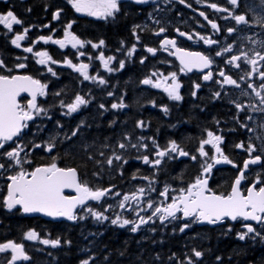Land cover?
Wrapping results in <instances>:
<instances>
[{
  "label": "snow or ice",
  "instance_id": "6c2138e0",
  "mask_svg": "<svg viewBox=\"0 0 264 264\" xmlns=\"http://www.w3.org/2000/svg\"><path fill=\"white\" fill-rule=\"evenodd\" d=\"M149 0H134L136 4H145ZM181 4H185L186 0H179ZM67 3L71 5L72 9L76 13L95 17L98 19L115 20L117 15L121 12L122 0H67ZM227 3L231 6L238 7V0H227ZM191 7V5H188ZM208 7L217 11L228 13L223 19H232L235 25H244L247 28L259 27L264 29V14L255 16L253 20H249L246 14H235V7L231 10L228 7H220L217 3H210ZM264 13V0H258L256 5ZM31 11V8L28 9ZM62 8H58L52 14L53 20H60ZM200 15L211 25V28L215 33L221 31L220 25L212 20L208 19V16L204 12H200ZM75 21L68 22L64 28L63 38L54 39L52 35H41L32 44V46L23 47V51L26 53H33L38 57L37 63L42 66H48L51 64L61 63L56 61L45 50H38L34 52L35 43L43 42L48 44L49 42L59 45L61 49L68 47L69 45L73 49L78 50V55L83 57L86 55L84 51H79L85 47L86 44L91 45L94 49H101L105 45L103 39L97 43L92 41H85L78 37L71 31ZM157 23H159L157 21ZM0 25H2L9 33H12L10 43L16 48H21L22 41L28 37L30 31L29 27H23V21L9 9L4 13H0ZM14 25H20L21 31L15 32ZM44 27L50 28L51 25H44ZM140 28L136 25L132 32L137 43L140 42L141 37L137 34L136 29ZM166 31L161 27L155 35L160 36ZM180 36H186L187 39H193V36L176 30ZM228 34H233L238 31L237 27H228L225 30ZM199 39L203 41L205 45H217L218 40L211 37H205L199 35ZM256 35H259L257 33ZM244 40L251 42L252 44H258L261 50L255 48L251 49V55L249 51H244L243 48L239 49L238 53L235 48V42L227 43L223 46L222 50L215 51L214 56H210L200 51H189L182 47L177 46V41L174 38L164 37L160 43V48L165 52H169L170 55L175 56L180 63L179 71L181 73H188L196 69L203 74L202 79L204 81L213 80L212 66L214 64L215 57H224L225 67L231 66L235 69L243 72V75L239 77L240 80H244L247 84V88L251 89L255 96L258 98L259 103L255 105H243L233 101L235 107L243 112L246 107H249L254 112H264V39H253L251 36H244ZM125 50L124 42L121 41V47L117 51ZM137 50V45L133 44L125 51L126 58H131ZM146 51L152 55H156L157 48L147 47ZM230 54V55H226ZM92 59L91 56L88 57ZM102 62L103 69L108 73L114 71H121L125 68V60H117L115 55L105 56L103 51H100L96 57ZM17 59H20L19 57ZM23 59H27L24 57ZM147 57H142L140 63L143 64ZM116 63V67L110 65ZM68 67L79 73L84 81L97 82L100 85H106L107 81L99 76V74L90 75L89 63H74L72 59H66L62 62ZM241 64L250 66V68H241ZM27 65L25 63H18L15 65L18 69H23ZM0 69H6V74H0V172H12V174L6 176L8 181L6 185V194L0 199L2 204L8 211L13 209H19L22 213H43L49 217H62L69 221L83 220L91 216L97 222H110L112 225H116L120 228L127 226L130 227L132 233H136L141 230L142 226L149 224H156L157 221L161 225L172 223L176 220L187 221L179 227L181 233L189 229L193 224L207 223L210 225L227 224L226 232H232V223L239 222L240 230L236 232V238L240 241H251L253 243L259 241L264 243V178L261 175H257L253 182L246 183L248 181V173L251 170V166L260 165L264 168V135L257 136L256 139L260 141L259 145L251 142L252 138H249L247 146L244 142L236 145L237 148L243 149L248 158L243 161L242 167L237 165L226 155L221 148L223 143V137L214 133L211 130H206V137L201 138L198 141L196 153L193 154L186 151L181 145L175 141H169L163 148L160 147L155 138H145L143 136L137 138L136 143L131 142V137L127 135L124 137V141L118 142L115 147L110 145H103L104 148L112 147V155L105 156L104 151H99V156L104 157L103 160L95 158L89 154L87 159L93 164L100 166V171L94 172L93 175L99 177L103 171V166H112L114 161L127 164L128 160L124 157L122 152H117V149L124 150L136 149L138 152L141 148L147 149L148 144L145 143V139H151L153 145L152 157L148 154L138 157L145 165H149L154 170L164 162V159H175L178 157H188L192 161H197L198 156L203 158L199 164L200 173L194 177V179L184 187L173 189L168 185H165L161 191H157L155 171L152 177L143 176L140 177L148 181L147 185L139 186L129 193L122 195V198L117 201L115 205L107 204L101 205L103 210H99L94 204L90 202L104 201L109 197H120L119 191L113 192L115 185L109 187H94L89 185L86 181H82L80 172L76 167H60L55 162L36 166L31 171L25 168V164H31V161L22 158L29 155V144L25 142V130L29 127V122L34 121L37 117L43 116L47 119H51L49 110L43 106L38 105L37 97H44L47 95L46 89L48 85L42 83L39 79L33 78L31 75H12V69L8 68L3 59H0ZM208 69L207 72L204 70ZM47 72L56 76V72L53 71L51 66L47 67ZM222 80H217L216 83L220 84L223 88L224 85L235 86L241 88V84L237 79H234L232 75L226 74L225 70L220 69L217 73ZM258 77L261 83L257 87L254 83H248L245 79H251L252 77ZM156 77V79H153ZM144 85H150L156 89H163L167 93L168 97L173 101H181L183 99L180 90L182 84L179 82L176 72H171L168 75L163 73L152 72L150 76L141 81ZM194 91L192 96H196V90H199L201 85L195 83L193 85ZM22 93H28L31 99L26 104L22 105L18 97ZM56 96H60L59 92L55 93ZM109 96L114 95L113 92H108ZM242 95H250L246 90L242 92ZM216 98L221 96V92L214 93ZM91 103V99L86 98L85 95L76 94L73 99L65 102L61 99L59 101L60 107L66 109L64 115H72L77 113L82 107H87ZM153 106L155 103L153 102ZM111 109H123L126 105L121 101L119 103H112ZM100 109H105L104 104L99 105ZM165 113L168 112V108L165 106L162 109ZM247 120H252L251 115L246 116ZM115 123V122H113ZM219 123V121H217ZM57 126L62 128L63 125L57 122ZM84 126V122L78 125L70 133H65V139L71 141L73 137H77ZM146 126L145 121H137V127L144 128ZM242 128L254 131L249 128L245 123H241ZM264 128V124L259 125ZM205 146H210L206 150ZM51 153L57 147L55 139L47 142L46 145L31 143V148H41ZM87 151L91 145H82ZM210 151L213 154L210 156ZM255 154V155H254ZM229 164L238 169L237 175L232 180L230 190L226 192H218L209 187V180L211 179V172L215 165ZM7 165V166H6ZM123 173L121 172V175ZM137 179L136 176L132 177ZM258 185H260L258 187ZM66 190H72L75 194H66ZM170 192H175L176 195H171ZM152 193H156L157 196L163 197V200L157 201ZM118 208L119 211L115 212L114 216H110L107 213L113 209ZM80 210V211H78ZM151 210V211H149ZM125 213L131 214L133 218H127ZM155 231V229H151ZM175 231V230H174ZM28 241L40 240L43 245H50L51 247L61 246V239H41L39 234L35 230H29L25 236ZM68 245L71 241H65ZM0 253H9L5 258V264H18L21 261H30L31 257L25 250L23 243H17L9 240L7 242L0 243ZM123 255V253H121ZM205 253L197 248L191 249V254L186 255L185 259H181L176 253H173L169 260H175L176 264H199L203 260ZM94 256H90L81 260L80 264H94ZM107 259V257H105ZM216 259L220 261L222 258L217 256Z\"/></svg>",
  "mask_w": 264,
  "mask_h": 264
},
{
  "label": "trees",
  "instance_id": "16d2710c",
  "mask_svg": "<svg viewBox=\"0 0 264 264\" xmlns=\"http://www.w3.org/2000/svg\"><path fill=\"white\" fill-rule=\"evenodd\" d=\"M43 1L46 0H36V3L39 6ZM6 36L7 33L3 34L0 31V56H4L3 60L12 58L9 37ZM110 38L118 45H121V41L124 44L127 43L131 38L128 24L115 27L110 33ZM2 45L4 46L2 47ZM142 68L137 67L135 69L141 70ZM22 73L30 74L48 85L47 95L40 99L39 105L47 108L51 116L50 120L43 116L37 117L25 130L24 140L29 144L27 159L31 161L30 169L49 164L55 158V162L60 167H76L80 172L81 180L86 181L91 186L109 187L115 185L113 192L119 191L121 196L139 186L147 185L148 181L140 177H152L154 171L157 191H161L165 185L173 189L184 187L197 176L198 170L192 165L190 159L181 161L164 159V162L156 170L145 165L138 157L144 154L149 156L152 154L151 139L144 141L148 144L146 150L141 148L138 152L136 149H132L130 152L129 148L127 155V151L117 149V152H122L123 155L127 156L128 163L122 164V162L114 161L112 166H103V171L99 177L93 175L94 172L100 171V166L89 161L87 156L91 154L95 158L103 160L104 157L99 156V151H104L105 156L112 155V147H115L118 142H127L124 141L126 135L131 137L132 143H136L137 138L141 136L155 138L158 142L165 123L164 128H166L167 137L170 138V141H178L176 136L180 133L182 145L179 144L181 147L189 149L190 143L195 141L190 129H193L194 123L203 122L200 119L195 120V115L187 104L180 107L172 105V110L166 115L165 120L158 111L146 113L134 111L131 114L128 111L110 112L100 109L101 103L105 105V108H110L112 103L122 101L126 106L138 109L139 107H148L153 102L151 98L137 96L135 86L138 79L132 77V80H129L126 77L128 75L127 68L124 72L119 73L115 81L110 78L106 85H101L96 89L86 88L92 90V93L86 94L91 99V103L72 115L62 114L66 112V109L60 107L59 101L63 99L68 102L76 94L81 95L82 83L80 81L68 77L63 72L57 74L58 78L56 76L54 78L44 77V79L40 75L34 74L32 69H26ZM0 74H6V70L0 69ZM112 85L116 87L118 94L110 97L108 92H110ZM130 86L133 89L132 98L128 91ZM57 92L61 95L56 96L55 93ZM176 108H180V110L175 111ZM140 120L148 122L146 129L136 126L137 121ZM81 121L84 122V126L78 136L73 137L71 141L65 139L64 134L70 133L71 130L81 124ZM57 122L63 127H58ZM180 124L183 126L178 127ZM52 139H55L57 147L51 153H47L43 147L31 148V143L46 145ZM105 144L112 147H102ZM82 145H91L92 147L85 151ZM159 145L162 148L161 144ZM151 158L153 157L150 156ZM133 176H136L137 179H133ZM226 183L227 180L221 187L217 185H212V187L221 189L226 186ZM0 186L2 189L0 199H2L6 185L0 183ZM171 195H176V193L171 192ZM152 196L157 201L163 200V197L157 196L156 193H152ZM120 199V197H116V201ZM106 201L108 199L94 205L99 210H103L101 205H106ZM118 211V208L114 209V213ZM181 225L176 222L161 225L157 221L156 224L142 226L141 230L132 233L130 231L131 226L120 228L107 221L97 222L91 217L73 223H45L38 219L25 218L19 211H5L4 206L0 204V243L9 240L23 243L26 252L31 257L27 264H80L81 260L90 256L96 258L94 264H176V261L169 260V257L176 253L181 259H185L186 255L191 254L193 247L203 251L206 256L211 254L212 261H217L216 257L219 256L224 261L227 257L232 258V264H264V256L255 258L250 249L244 248L237 242L234 246L227 245V243H220L218 246L220 241L214 237L222 236L221 232L215 233L212 230L205 231L196 226H191L181 233L179 231ZM153 228L155 231L151 230ZM29 230H35L41 239L60 238L61 246L53 248L50 245H43L40 240L28 241L24 235ZM193 235L201 236V239L194 240L191 237ZM208 235L211 236L207 237ZM178 236H183V238ZM68 240L71 241L70 245L65 243ZM5 258V255L0 253V264L5 261Z\"/></svg>",
  "mask_w": 264,
  "mask_h": 264
},
{
  "label": "flooded vegetation",
  "instance_id": "af4514ba",
  "mask_svg": "<svg viewBox=\"0 0 264 264\" xmlns=\"http://www.w3.org/2000/svg\"><path fill=\"white\" fill-rule=\"evenodd\" d=\"M210 3H217L218 6L228 7L230 10L235 7V14H246L250 21L253 20L255 16L264 14L261 13V10L258 7H256L258 0H238V7L229 5L227 3V0H186L185 4H181L179 0H149V2L145 4H136L134 3V0H122L121 12L117 15V18L115 20H112L111 18L109 20H103L76 13L74 9H72L71 5L67 3V0H46L43 1L39 6L36 3V0H0V13H4L7 10L11 9L14 14L23 21V27L30 28L28 37L25 39V41L21 42L22 47L16 48L10 43L11 38H13L12 33H9L2 25H0V31H2L3 34L7 33L6 37H9L10 49L12 51V58L6 59L4 60V62L7 67H10L12 69V75H26L22 72H24V70L26 69H32L34 74H38L42 79H44V77L54 78L58 73L63 72L68 77L82 83L81 95H85L86 98H88L86 95L87 93H92V90H87L86 88L96 89V87H100L101 85L91 80L84 81L83 77L79 73L75 72L66 64L62 63L64 60L72 59L74 63H89L90 75H95L98 73L99 76L103 77L106 81H108L110 78L114 81L117 80L119 73L124 72L127 68L128 75L126 74V77L129 80H132V77L138 79L135 86L137 96L151 98L155 103V106H153L152 102L148 107L144 106L139 107L138 109H133L132 107L126 106L123 109H111V107L105 108V111H128L131 114H133L134 111H141V113H146L148 111H158V113H161L163 115V118L165 120L166 115L172 110V105L180 107L184 104H187L191 112L195 115V120L197 121L200 119L203 122H196L193 124V129H190V132L194 135L195 141L193 143H190L189 149H186L185 147L183 148L190 153L197 154L195 150L198 146V141L201 138L206 137V130H211L223 137L221 148L223 149L224 153L228 155L235 164L242 167L243 161L247 159L248 156L243 149L237 148L236 145L244 142L245 146H247L250 137L252 138L251 142L259 145L260 141L257 140L256 137L264 135V128L259 127V125L264 124V112H254L249 107H246L245 111L241 112L235 107V104L233 103V101L243 105H255L259 103V100L255 96V93H253L251 89L247 88V84L244 80L239 79V77L243 75V72L231 66L225 67L224 57H215L214 64L211 69L213 71V80L204 81L202 79L204 73L196 69H193V71L188 73H181L179 71L180 63L178 62L177 58L170 55L169 52H165L162 48H160L162 39L164 37H167L170 39H176L177 46L179 47H182L189 51L204 52L205 54H208L210 56H214L216 50H222L225 44L233 42H235L237 53L241 48H243L244 51H249L250 55V50L253 48L261 50L258 44H252L251 42L244 40L243 37L247 35L253 37V39L256 40L264 39V29H261L259 27L247 28L244 25H235V22L232 19L225 20L222 18L224 16H227L228 13L217 12L211 9L210 7H208V4ZM188 5H191V7H188ZM29 8H31L30 12L28 11ZM58 8L63 9L61 18L60 20H53L52 14ZM200 12H204L208 16L209 20L218 23L220 25L221 31L219 33H215L211 28V25L208 24L204 17L200 15ZM70 21H75L71 31L78 37L85 40L86 42L92 41L93 43H97L99 40L103 39L105 41V45L101 49H94L91 47V45L86 44L84 48L79 49V51H84L86 55L80 57L78 55V50L73 49L70 45L64 49H61L59 45L53 44L51 42H49L48 44H44L42 41L39 43H35L34 52L38 50L48 51V53L53 57L54 60L61 62L58 64L50 63L48 65L51 66L53 68V71L56 72V76H53L51 73L47 72L48 66L39 65L37 63L38 57H36L33 53L24 52L23 47L32 46V44L41 35H52L54 39H62L63 32L65 30L64 26ZM157 21L159 23H157ZM48 24L51 25L50 28L44 27V25ZM126 24H128V30L130 32L131 38L127 43L124 44L125 50H121L118 52L117 49L120 48L121 45H118L110 38V33L118 25L124 26ZM136 25L140 26V28L136 29L137 34L141 37L139 43H137V41L135 40L132 32L133 28ZM21 27L22 26L20 25H14V31L20 32ZM161 27L165 28L166 31L160 36L155 35V33L158 32ZM228 27H237L238 31L233 34H228L225 31ZM177 29H179L180 32L192 35L193 39L189 40L186 36H180L176 31ZM257 33H259V35H256ZM197 34L218 40L219 44L212 46L205 45L203 41L199 39V36ZM133 44L137 45V50L131 58H126L125 51ZM147 47L157 48L156 55L148 53L146 51ZM100 51H103L106 57L115 55L117 57V60L124 59L125 68L121 71L108 73L103 69L102 62H100L96 58ZM89 56L92 57L91 60H89ZM3 57L4 56H0V59H3ZM18 57L20 59H17ZM24 57H27V59H23ZM142 57H147L143 64L140 63V59ZM18 63H25L27 66L23 69H18L15 67V65ZM110 66L115 68L116 63L113 62V64ZM137 67L143 68L141 70L135 69ZM241 68H250V66L241 64ZM220 69L225 70L226 74L232 75L234 79H237L241 84V88H236L235 86L229 85H224L222 88L220 84L216 83L217 80H222V78L217 75ZM204 71L207 72L208 69H205ZM152 72H157L158 74L163 73L165 76L170 74L171 72H176L179 82L182 84L180 93L183 99L181 101H173L168 97L167 93H165L162 88L156 89L150 85L142 84L141 81L150 76ZM153 79H156V77H153ZM245 79L248 83H254L257 87L261 83L259 78L256 76L252 77L251 79H248L246 77ZM195 83H199L201 87L199 90H196V96L194 97L191 93L195 90L193 87ZM245 90L249 92L250 95H242V92ZM47 91L48 87L46 89V92ZM117 91L118 90L116 89V87L112 85L110 88V92H113L114 95H116L118 94ZM128 91L132 98V86H130ZM217 91L221 92V96L219 98H216L214 96V93ZM26 102V99L22 100L21 104L24 105L26 104ZM165 106L168 108L167 113L162 110ZM176 110H180V108H176L175 111ZM248 115H251L253 119L247 120L246 116ZM217 121H219V123H217ZM241 123L247 124L249 128L253 129L254 131H249L248 129L242 128L240 126ZM30 124L31 123H29V125ZM145 124L146 126L144 128L146 129L148 127V122L145 121ZM163 126L165 127V123ZM182 126V124L178 125V127ZM163 128L160 132V138L158 140L162 148L170 141V138L167 137L168 135L166 128ZM176 138L178 140L177 142L182 145L180 133L177 134ZM205 147L206 150L210 148V146ZM209 154L211 156L213 152L210 151ZM23 157L24 156L22 154V158ZM165 159L168 158L166 157ZM187 159L189 160L188 157H178L171 160L181 161ZM202 159L203 158H200L198 156L197 161L191 160L192 165L198 170L197 175L200 173L199 164ZM0 162L4 161L0 160ZM30 165L31 164H28V168L30 167ZM237 173L238 169L233 167L232 165H215L210 174L211 179L209 180V187L212 189H214L212 185L221 187L224 181L227 180L225 187L221 189H214L218 192H226L230 190L232 180L237 175ZM246 175L248 176V181L246 183L253 182L257 175H261L262 178H264V168H262V166L260 165L251 166V170L246 173ZM259 186L260 185H258V187ZM5 194L6 191L4 195ZM4 210L8 211L5 207ZM17 210L18 209H13L11 212H16ZM19 213L21 214L20 211ZM37 219L39 221L49 223L48 221H44L43 219ZM173 222L183 224L187 221L176 220ZM192 226H196L205 231L212 230L215 233L221 232L223 234L222 236L218 235L217 237H214V239L218 238V241H220L218 246L220 245V243H227V245L234 246L237 242L244 248L250 249L252 255L255 256V258H257L258 256H264V243H261L259 241L255 243L251 241H240L236 238V232L240 230L239 222L232 223L233 230L231 233L226 232L227 224H220L215 227H199L197 223L193 224ZM209 236L211 235H208L207 237ZM178 237L183 238V236ZM191 237L194 240L201 239V236L193 235ZM254 249L255 251H253ZM231 259L232 258L227 257L225 261L224 259L221 261H212L210 254L208 256L205 255L202 261L203 264H232ZM202 261H200L199 264H202Z\"/></svg>",
  "mask_w": 264,
  "mask_h": 264
},
{
  "label": "water",
  "instance_id": "95a60500",
  "mask_svg": "<svg viewBox=\"0 0 264 264\" xmlns=\"http://www.w3.org/2000/svg\"><path fill=\"white\" fill-rule=\"evenodd\" d=\"M178 60V59H177ZM178 62H179V60H178ZM17 75H23V74H17ZM26 75H28V74H26ZM23 98H26L27 99V101L28 100H30L31 99V96H30V94H28V93H22L21 95H20V97H18V100H19V102L21 101V99H23ZM38 99H39V96L37 97V103H38ZM21 103V102H20ZM30 123V122H29ZM49 153V152H48ZM66 194H69V195H74L75 193L72 191V190H66ZM91 203V202H90ZM19 210V209H18ZM22 213V212H21ZM22 215L24 216V217H28V218H41V219H43V220H45V221H50V222H60V221H64V222H71V221H69V220H67L66 218H62V217H49V216H47V215H45V214H43V213H29V214H25V213H22ZM199 226H206V225H208V226H217V225H210V224H207V223H203V224H198ZM218 225H220V224H218Z\"/></svg>",
  "mask_w": 264,
  "mask_h": 264
},
{
  "label": "rangeland",
  "instance_id": "374dc122",
  "mask_svg": "<svg viewBox=\"0 0 264 264\" xmlns=\"http://www.w3.org/2000/svg\"><path fill=\"white\" fill-rule=\"evenodd\" d=\"M129 150V149H128ZM131 150H132V148H130V152H131ZM127 155H128V151H127ZM124 157L126 158L127 156H125L124 155ZM23 158H25V159H27V157H23ZM25 168H27L28 170H29V168H28V164H25ZM15 171V169H12V172H14ZM30 171V170H29ZM12 172H8L5 176H2V174H3V172H1L0 174V183H1V185H3V184H6V182H5V180H6V176L7 175H9V174H12ZM2 178V179H1ZM2 191V189H1V186H0V192ZM171 193V192H170ZM120 198H122V196H120ZM116 197H110V199H108V201H106V205L107 204H113V205H115L116 204ZM114 209H115V207H114ZM114 209L112 210V211H110V212H108V214H110V216H114ZM125 216L127 217V218H133L132 216H131V214H129V213H125ZM89 217H91V216H89ZM89 217H87V218H89ZM92 218V217H91ZM173 223V222H172ZM168 224H171V223H168ZM128 227V226H127ZM25 236H26V234L24 235V238H25ZM26 239V238H25ZM37 241V240H36ZM2 254H4L5 255V257H7L8 255H9V253H2ZM28 263V261H25V262H22V263H20V262H18V264H27ZM1 264H5V261L4 262H2Z\"/></svg>",
  "mask_w": 264,
  "mask_h": 264
},
{
  "label": "bare ground",
  "instance_id": "6f19581e",
  "mask_svg": "<svg viewBox=\"0 0 264 264\" xmlns=\"http://www.w3.org/2000/svg\"><path fill=\"white\" fill-rule=\"evenodd\" d=\"M1 41V40H0ZM3 44V43H2ZM1 45V44H0ZM4 45H2V47H3ZM5 48V47H4ZM3 49V48H2ZM141 110V109H140ZM143 113V112H142ZM254 251V250H253Z\"/></svg>",
  "mask_w": 264,
  "mask_h": 264
}]
</instances>
